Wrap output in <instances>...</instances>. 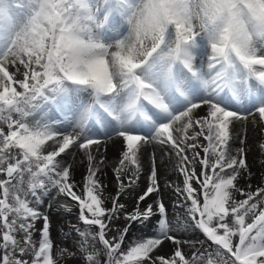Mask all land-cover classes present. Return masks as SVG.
<instances>
[{
	"label": "snow or ice",
	"instance_id": "snow-or-ice-1",
	"mask_svg": "<svg viewBox=\"0 0 264 264\" xmlns=\"http://www.w3.org/2000/svg\"><path fill=\"white\" fill-rule=\"evenodd\" d=\"M248 128L264 132V0H0V264H264ZM150 148L167 160L145 169ZM49 194L77 209L71 246Z\"/></svg>",
	"mask_w": 264,
	"mask_h": 264
},
{
	"label": "bare ground",
	"instance_id": "bare-ground-1",
	"mask_svg": "<svg viewBox=\"0 0 264 264\" xmlns=\"http://www.w3.org/2000/svg\"><path fill=\"white\" fill-rule=\"evenodd\" d=\"M39 116V113H37ZM48 118L49 119H59L60 114L55 113L52 110L48 111ZM237 130L243 132L244 130L240 128V125H237ZM103 140L104 137H101ZM264 142V132L259 131L258 129L248 128L246 131V144L248 148V155H247V162L251 166L252 169V177L251 182L254 186L256 185H264V151L260 150L259 144ZM206 143V142H205ZM239 141L233 139L231 142V149L235 151L236 147L238 146ZM107 152L103 153L107 157L106 167H104V174L101 176L102 181L107 186L106 187V194H115L118 190V183L115 179V172H114V165L118 164V156H119V144L118 142L114 145L112 141H107ZM152 152H155L158 162L163 164L167 157L161 155V153L157 149H149V152L146 153L144 158V166L147 169L148 165V158ZM67 159L72 160L75 159L77 161V166L74 171V179L79 184L85 173V168L79 164L80 157L75 155L73 157H68ZM163 172V180L172 179L175 180V174L172 173L170 170L162 169ZM146 182V176L142 175L140 180ZM170 191H166L164 200L166 203L169 202V199L172 198ZM123 202H127L129 206L132 204V200L129 197H122ZM59 201V203H57ZM66 200L64 197H55L53 199V194L43 196V202L39 205L41 211L44 212H51V219H52V229H51V238L54 241L55 245L64 244L66 246H71L74 243V240L70 239V237L74 236L75 233L71 231V227L68 229H64L63 226L69 221L73 216L74 210H77L75 207L71 213L63 211L60 208V203H65ZM151 202V201H149ZM75 203V202H73ZM49 204L52 205V208H49ZM76 225V224H73ZM79 226V224H78ZM86 227V226H85ZM139 227V226H138ZM145 232V229H143ZM133 236L141 235V232L134 230L132 232ZM167 246V245H166Z\"/></svg>",
	"mask_w": 264,
	"mask_h": 264
},
{
	"label": "rangeland",
	"instance_id": "rangeland-1",
	"mask_svg": "<svg viewBox=\"0 0 264 264\" xmlns=\"http://www.w3.org/2000/svg\"><path fill=\"white\" fill-rule=\"evenodd\" d=\"M101 137H103V136H101ZM144 180H145V178H143V180L139 181L140 187L144 186V183H145ZM174 200H175V197L173 196L172 198L169 199V202H168L169 212H170V214H173V216L178 211L177 208L173 207ZM76 213H77V210H74L73 216L70 219H68L69 221L63 226L64 229H67V228L69 229L71 226H73V224H76V226H78V219H77ZM154 231H156V229H154V228H145V233L154 232ZM166 245L167 246H165V248L163 250L165 252H168L171 248V245L170 244H166Z\"/></svg>",
	"mask_w": 264,
	"mask_h": 264
}]
</instances>
